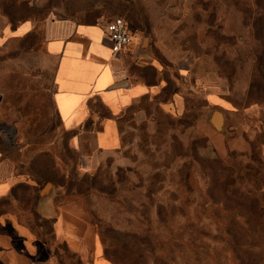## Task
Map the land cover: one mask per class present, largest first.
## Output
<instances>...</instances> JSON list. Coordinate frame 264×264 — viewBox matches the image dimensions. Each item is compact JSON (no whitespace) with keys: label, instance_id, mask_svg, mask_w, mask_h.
<instances>
[{"label":"rangeland","instance_id":"rangeland-1","mask_svg":"<svg viewBox=\"0 0 264 264\" xmlns=\"http://www.w3.org/2000/svg\"><path fill=\"white\" fill-rule=\"evenodd\" d=\"M116 16L155 63L137 79L162 88L86 168L56 112L44 29ZM0 25V147L27 180L83 201L106 264H264V0H0ZM60 249L61 264H94Z\"/></svg>","mask_w":264,"mask_h":264},{"label":"crops","instance_id":"crops-1","mask_svg":"<svg viewBox=\"0 0 264 264\" xmlns=\"http://www.w3.org/2000/svg\"><path fill=\"white\" fill-rule=\"evenodd\" d=\"M9 29L24 37L33 23L26 20ZM44 30L47 54L55 59L53 100L60 123L71 134V145L85 159V167L95 168L122 145L120 117L162 88L138 80L134 72L133 66L155 63L144 62L150 52L135 35L128 48L114 54L104 25L56 21ZM3 32L0 25V35ZM3 151L0 147V264H61V245L80 260L91 252L94 264H106L83 201L77 196L61 198L54 188L41 197V187L35 203L27 207L21 186L37 184ZM36 219L50 224L48 240Z\"/></svg>","mask_w":264,"mask_h":264},{"label":"built area","instance_id":"built-area-1","mask_svg":"<svg viewBox=\"0 0 264 264\" xmlns=\"http://www.w3.org/2000/svg\"><path fill=\"white\" fill-rule=\"evenodd\" d=\"M104 30L111 41V50L114 54L120 53L131 45L134 34L123 17L116 16L106 22Z\"/></svg>","mask_w":264,"mask_h":264},{"label":"trees","instance_id":"trees-1","mask_svg":"<svg viewBox=\"0 0 264 264\" xmlns=\"http://www.w3.org/2000/svg\"><path fill=\"white\" fill-rule=\"evenodd\" d=\"M146 83L149 84V85L156 84V83H148V82H146ZM131 107H133V106H131ZM36 184L37 185L34 186V187H31V186H28V185H22L21 186L22 200H24V202H26L27 205L30 203V200H31V203H35V201L37 199L38 191L42 187V185L39 182H36ZM23 194H25V195H23ZM37 218H39L38 215H37ZM39 224L42 225L44 228H48L49 227L50 228V232L49 233H51V226H50L49 223H47V222L41 223L40 222ZM46 240H48V239H46ZM61 246L65 247L67 250H69L67 245H61Z\"/></svg>","mask_w":264,"mask_h":264},{"label":"water","instance_id":"water-1","mask_svg":"<svg viewBox=\"0 0 264 264\" xmlns=\"http://www.w3.org/2000/svg\"><path fill=\"white\" fill-rule=\"evenodd\" d=\"M144 48H147V42L146 40L144 41V45H143ZM225 119V116L224 114L219 111V110H216L214 111V113L212 114L211 116V123L213 125V127L218 130V131H221L223 130V127H224V120ZM52 191V187L50 184H47L41 191V194L40 196L41 197H46L50 194V192Z\"/></svg>","mask_w":264,"mask_h":264}]
</instances>
